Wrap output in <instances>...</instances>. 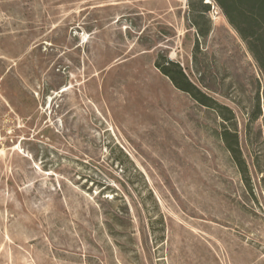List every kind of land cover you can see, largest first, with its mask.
Segmentation results:
<instances>
[{
	"label": "rangeland",
	"instance_id": "374dc122",
	"mask_svg": "<svg viewBox=\"0 0 264 264\" xmlns=\"http://www.w3.org/2000/svg\"><path fill=\"white\" fill-rule=\"evenodd\" d=\"M188 15L0 0V264H264L263 76L220 11L206 38ZM159 54L235 113L245 177Z\"/></svg>",
	"mask_w": 264,
	"mask_h": 264
},
{
	"label": "trees",
	"instance_id": "16d2710c",
	"mask_svg": "<svg viewBox=\"0 0 264 264\" xmlns=\"http://www.w3.org/2000/svg\"><path fill=\"white\" fill-rule=\"evenodd\" d=\"M187 6L189 13L187 20L200 38H206L209 35L210 25L206 22V27L202 28L198 19L205 18L210 13L211 7L220 11L228 25L245 44L264 80V0H187ZM197 49L198 44H195L194 50L197 51ZM154 66L177 90L189 95L197 104L217 114L222 121L219 137L239 174L245 177L247 165L239 145L235 113L202 92L188 79L178 62L159 54ZM261 116L260 100L257 94L244 129L255 123Z\"/></svg>",
	"mask_w": 264,
	"mask_h": 264
},
{
	"label": "built area",
	"instance_id": "2783aa9c",
	"mask_svg": "<svg viewBox=\"0 0 264 264\" xmlns=\"http://www.w3.org/2000/svg\"><path fill=\"white\" fill-rule=\"evenodd\" d=\"M217 14V13H216Z\"/></svg>",
	"mask_w": 264,
	"mask_h": 264
}]
</instances>
